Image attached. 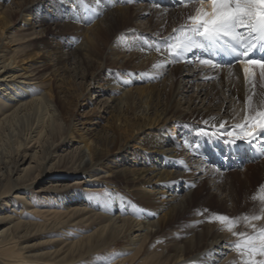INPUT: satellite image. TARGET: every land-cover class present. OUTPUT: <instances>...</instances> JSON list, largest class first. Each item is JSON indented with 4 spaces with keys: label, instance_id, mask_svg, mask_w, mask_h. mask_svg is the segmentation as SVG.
<instances>
[{
    "label": "bare ground",
    "instance_id": "obj_1",
    "mask_svg": "<svg viewBox=\"0 0 264 264\" xmlns=\"http://www.w3.org/2000/svg\"><path fill=\"white\" fill-rule=\"evenodd\" d=\"M5 1L0 0V223L7 226L0 230V264H242L247 256L232 247L242 238L209 221L215 214H264V201L257 199L264 195L261 187L253 195L245 191L243 204L234 183L243 163L244 184L257 175L264 182V132L257 130L260 139L251 146L230 144V137L212 133L222 121H228L229 130L239 122L250 95L254 106L264 107L259 69H253L255 80L249 83L239 66L229 76V68L200 64L203 51L187 54L183 62H175L166 49L157 52L176 35L193 4L10 0L5 7ZM48 3L55 11L50 18L44 12ZM49 31L66 35L67 45L61 47L55 37L42 40ZM11 32L28 39L3 43ZM37 41H43L39 49ZM88 94L108 97L100 103L102 113L96 108L92 116L88 113L92 129L84 131L77 126V111ZM104 115L110 119L102 126L97 121ZM187 127L197 136L188 132L181 142L189 152L198 148L200 158L183 159L186 167H194L189 175L182 174L185 168L175 153ZM18 128L26 133L15 143ZM6 144L14 146V155L2 150ZM32 149L29 166L11 179ZM49 162L54 163L45 167ZM102 177L115 191L106 197L105 213L100 202L76 186L103 182ZM197 184L206 204L189 192V185ZM19 204L21 209L10 211L16 217L4 210ZM22 209L30 210V221ZM79 226L88 230L80 234ZM260 228L264 220L239 219L234 231L253 235ZM29 239L39 242L20 247ZM117 247L122 255L115 256Z\"/></svg>",
    "mask_w": 264,
    "mask_h": 264
},
{
    "label": "snow or ice",
    "instance_id": "obj_2",
    "mask_svg": "<svg viewBox=\"0 0 264 264\" xmlns=\"http://www.w3.org/2000/svg\"><path fill=\"white\" fill-rule=\"evenodd\" d=\"M126 2L132 3L133 0ZM189 4L195 5L194 12L178 29H174L176 35L156 47L157 52L166 49L175 62H183L181 58L186 60L187 54L200 50L208 55L201 56L199 63L213 70L228 67L231 76V68L240 64L249 83L255 80L253 69H259L264 78V0H177L178 7H188ZM246 104L245 115L230 130L226 128L228 121H222L218 128L213 125L217 130L212 134L230 137V144L242 141L251 146L260 139L257 130L264 132V107L254 106L251 95ZM261 192H264V186H261ZM257 199L264 201V195ZM239 219L251 224L264 220V214L241 218L215 214L214 220L209 222H219L226 226L225 230L242 238L232 246L233 250H240L242 256H247L242 264H264V260L256 259L257 256L264 257V228L253 235L237 233L234 228Z\"/></svg>",
    "mask_w": 264,
    "mask_h": 264
},
{
    "label": "rangeland",
    "instance_id": "obj_3",
    "mask_svg": "<svg viewBox=\"0 0 264 264\" xmlns=\"http://www.w3.org/2000/svg\"><path fill=\"white\" fill-rule=\"evenodd\" d=\"M11 4V1L10 0H7V1H5V2H3V5L6 7V6H9ZM135 4H137L136 2H135ZM162 4H163V2H162ZM48 6H47V8L45 9V14L46 15H48L49 16V18L52 16H54L55 15V11H54V9L51 7L52 5H51V3H48L47 4ZM132 5V3H125V6H131ZM132 7H134V6H132ZM51 9V10H50ZM158 10H161L160 8H158ZM64 11L66 12V14L67 15H69V11H67V9L65 10L64 9ZM47 12V13H46ZM52 12H54V13H52ZM193 12H194V10H193ZM192 12V13H193ZM191 13V14H192ZM41 17L42 16H39V19H41ZM21 18H22V16L20 15L19 17H18V19L19 20H21ZM50 25V24H49ZM54 28L55 27H53L52 26V29H53V31H54ZM52 32V31H51ZM50 31L47 33V35L45 34V38H43L42 40H44V41H50V40H53V38L55 37V40L57 41V43L59 44V45H61V47H65L66 45H67V36L65 35H63V34H59V35H57L56 36V34H53V33H51ZM162 35H164V34H162ZM10 38L13 40V41H16V42H18V43H20V42H22V41H25V40H27L28 38H25V40L23 39V35H21V34H18V33H10L9 34V37H8V39L6 40V42H3V43H6V44H9V40H10ZM157 39H159V38H157ZM17 43V44H18ZM37 44H40V41H37L36 42ZM37 44H29V45H27L28 47L30 46L32 49L37 45ZM42 44H43V41H42ZM42 44H40V45H38V49L40 48V46L42 45ZM15 50H16V48H14ZM20 49V47H18L17 48V50H19ZM14 50V51H15ZM23 50H25V51H23ZM22 51L23 52H26V49H23ZM64 52L66 53L67 52V49L66 50H64ZM43 60V59H42ZM181 60H183V58H181ZM45 63H47V61L45 60L44 61ZM44 66H46V64L44 65ZM78 83H80V81H78ZM94 92V90H92V92L91 93H93ZM90 93V94H91ZM90 94H88V98H87V100L84 102V104H83V106L77 111L78 112V114H79V116H78V118H77V126H78V128L79 129H82V130H84V131H86L87 130V128H90V129H92L91 128V123L89 124V123H87L86 122V117L88 116V113L89 114H91V116L94 114V112L93 111H91V110H93L94 108H96V110L97 111H100L101 113H102V109L103 108H101V105H100V103H101V101H103V99H107V97L108 96H106V97H97V98H92L93 96L92 95H90ZM190 96H191V93H187V97H186V100L187 101H189L190 100ZM113 97V96H112ZM91 102L93 103V105L91 106L90 104H91ZM95 104V105H94ZM197 104H199V103H197ZM109 117V118H108ZM84 118V119H83ZM107 118H108V120L110 119V116H108V115H104L103 116V119H100V120H98L97 122H99L100 123V125H104V124H107V122H108V120H107ZM81 119V120H80ZM184 126H186V125H184ZM187 130V131H186ZM176 132H178V128H177V130H176ZM188 132H191L192 134H193V137H195L196 138V136H197V130H193L191 127H187V128H184L183 129V131H182V133H181V136L183 135V137L182 138H180L177 142H176V145H175V153L177 154V161L179 162V163H181L182 162V164H183V168H185L184 169V171L182 172V174H185V175H189L192 171H194V167H192L191 165H189V166H185V164H186V162H188L189 161V156H191L192 158H198V159H200L199 158V149L198 148H194V150L192 149V152H189V151H187L186 150V147L185 146H183L184 145V142L182 143L181 141L183 140V138L186 136L185 134H188ZM25 130L24 129H22L21 128V130H20V128H18L17 129V132L15 131V134H13V135H16L15 136V138H12V140H14L15 139V143H16V141H18L19 140V137H24V135H25ZM171 134L172 133H169V136H171ZM178 136H180V134H177V137ZM18 137V138H17ZM188 143V142H187ZM187 143H186V145H187ZM7 145V144H6ZM13 145H14V143H13ZM13 145H11V146H9V145H7V146H5L2 150L6 153V154H8L12 149H10V147L12 148V147H14ZM32 145V144H31ZM9 146V147H8ZM183 148V149H182ZM34 150L35 149H32L31 151L29 150L28 151V156H27V163L25 164V165H20L19 166V172H17V174L15 173H13V175H10V177H11V179L13 178V180L15 179V178H17L19 175H21V173H22V170L24 169V168H26V167H28L29 166V164H30V162H31V158H32V156H33V154H34ZM182 150V151H181ZM186 150V151H185ZM9 151V152H8ZM3 152V153H4ZM23 153V152H22ZM21 153V154H22ZM9 154H11V155H14V153H12V151L9 153ZM179 154V155H178ZM192 154V155H191ZM214 155H215V153H214ZM181 156V157H180ZM187 158H186V157ZM10 157V156H9ZM14 157V156H13ZM214 157H216V156H214ZM21 158V157H20ZM20 158H17L16 157V159H17V161H18V159H20ZM184 158H186L187 160H185V161H183V159ZM85 161H87L88 160V156H85ZM216 160V159H215ZM253 161V160H252ZM216 162L219 164V162H218V160H216ZM52 163H54V162H49V163H47V164H45V167H49L50 166V164H52ZM189 164H190V162H189ZM242 166H240V167H238V169H236L237 171H238V174H239V176H238V178H236V179H234V181H236V182H234L235 184H236V189H237V197H238V199H239V201H240V203H246L245 202V194H246V192L247 191H249L252 195H253V193H257V191L259 190V188L262 186V184H264V182H263V180L261 179V176L260 175H257V176H254L253 178H254V180L252 181V184H250V183H246V184H244L243 182V180L245 179V177H246V175H247V169L245 168V165H244V163L243 164H241ZM185 166V167H184ZM3 167V166H2ZM189 167V168H188ZM12 169V168H11ZM21 170V171H20ZM192 170V171H191ZM5 171V170H4ZM51 173L52 174H56L57 172H55V171H51ZM59 174V173H58ZM227 175H225V176H223V178L225 179V177H226ZM47 177H49V176H47ZM240 179V180H239ZM261 179V181H259ZM102 180H103V182H99V183H87V185H84V184H82V185H76L77 186V188L79 189V190H87V192H85V193H89V195H90V199H92V200H96V201H98V202H100L101 203V206H102V208H103V210H104V213H105V211H106V207H107V199H106V197L107 196H109L110 194H112L113 192H115L114 190H112L111 189V184H110V180H104V178L102 177ZM239 181H240V183H239ZM250 181H251V179H250ZM255 182V183H254ZM104 184V185H103ZM243 185V186H242ZM250 185V187H248V186ZM255 185V186H254ZM105 186V187H104ZM254 186V187H253ZM39 186H37V187H35L34 188V190H33V193H32V195L33 196H36L35 195V193H37L38 192V190H39V188H38ZM189 192L190 193H193L194 194V200L196 199V200H200V203L203 205V204H206L208 201L206 200V196H201L200 195V193H201V191H199V186H198V184L197 185H189ZM248 187V188H247ZM247 188V189H246ZM252 189V191H251V189ZM246 189V190H245ZM250 189V190H249ZM164 191H166V193H170V192H167L168 191V189L166 188V189H164ZM243 191H244V193H243ZM246 191V192H245ZM1 192V191H0ZM210 193H213V194H216V192L215 191H213V190H210ZM182 195H184V194H186V192L185 193H181ZM180 194V195H181ZM10 195V194H9ZM203 195H205V194H203ZM240 195V196H239ZM251 195V197H253ZM116 196H120V194L119 195H117L116 194ZM168 196V195H167ZM95 198V199H94ZM165 199H166V195H165V197H164ZM170 197H168V199H169ZM35 201L34 202H36L37 204H42V200L41 199H34ZM195 200V201H196ZM207 202H206V201ZM203 201H204V203H203ZM45 202V201H44ZM206 202V203H205ZM210 205V204H209ZM21 205L19 204V206H17L16 208H13L11 205H10V207H6L4 210L5 211H8V215L10 216V217H12V215H14L13 213H11L10 211L12 210V209H14L15 211H18L19 209H21V207H20ZM211 208V210L213 209L214 210V206L213 207H210ZM23 210V214H22V216H28L27 218V220H29L30 221V219H32V218H30L29 217V214H30V210H26V209H22ZM21 210V211H22ZM102 213V212H101ZM229 213V212H228ZM15 217H16V215H14ZM154 221H156V219L153 217V218H151V220H150V222H154ZM7 226V222L6 223H3V222H1L0 223V230H2V228H4V227H6ZM78 229L81 231L80 232V234H84L87 230H88V228H84V227H78ZM86 229V230H85ZM85 230V231H84ZM76 231V232H75ZM69 232H71V233H73V234H75V235H77L78 234V232H77V229L76 230H74V229H70L69 230ZM26 241V240H25ZM29 241V243L28 244H23V245H21L20 247H26V246H28L29 245V247L30 246H33V245H35V244H37L38 242H39V240L38 239H29L28 240ZM20 244H21V242H19ZM18 243V244H19ZM18 244H17V247H14L13 248V251L14 252H18ZM120 249H121V247L120 248H115L114 249V254H115V256H117L118 254L119 255H122L123 253H120ZM29 251L30 252H32V253H38V248H31V249H29ZM114 256V257H115ZM114 259V258H113ZM260 260H264V257H261V259ZM116 261V260H115Z\"/></svg>",
    "mask_w": 264,
    "mask_h": 264
}]
</instances>
